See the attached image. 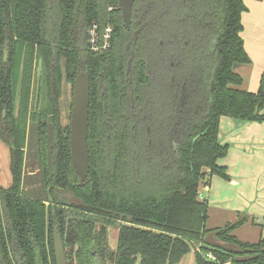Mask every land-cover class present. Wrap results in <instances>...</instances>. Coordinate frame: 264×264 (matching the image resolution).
Masks as SVG:
<instances>
[{
  "label": "trees",
  "instance_id": "trees-1",
  "mask_svg": "<svg viewBox=\"0 0 264 264\" xmlns=\"http://www.w3.org/2000/svg\"><path fill=\"white\" fill-rule=\"evenodd\" d=\"M115 2L0 0V140L9 148L11 175L9 186L0 189V264H55L54 220L68 264H95L96 254L102 264H178L192 250L194 264H264V224L255 242L233 234L244 217L214 228L219 243L208 242L207 202L198 194L211 176L229 178L217 162L228 150L218 140L220 118L264 121V96L244 90L242 76L232 71L233 63L250 64L240 36L246 6L224 0L223 28L213 31L210 45L212 74L196 111L181 118L171 148L169 127L164 125L162 137L147 133L127 109L123 78L112 84V65L122 58L125 40L119 20L107 10ZM92 22L99 32L107 24L114 29L104 54L89 50L85 29ZM80 59L90 77L89 167L82 186L71 164L69 122L61 123L59 107L63 85L72 89ZM29 129L38 166L32 183H40L42 197L23 187ZM111 227L117 229L114 250L108 248Z\"/></svg>",
  "mask_w": 264,
  "mask_h": 264
},
{
  "label": "flooded vegetation",
  "instance_id": "flooded-vegetation-1",
  "mask_svg": "<svg viewBox=\"0 0 264 264\" xmlns=\"http://www.w3.org/2000/svg\"><path fill=\"white\" fill-rule=\"evenodd\" d=\"M224 3V0H133L127 25L118 9V0L107 8L117 17L125 34L123 56L117 64L112 65V84H117L120 77L123 78L126 83L125 93L128 95L127 109L133 122L139 121L147 133L162 137L165 134L164 125L169 127L166 135L171 148L179 140L181 118L196 111L200 92L208 82L205 79L212 74L210 45L216 39L213 31L223 28ZM93 27L97 34L96 48L89 39ZM106 29H109V35L104 38ZM85 31L89 50L94 54H104L111 48L114 32L111 25L107 24L99 32L98 24L92 22ZM156 41L157 45L154 46ZM136 58L144 60L135 64ZM79 64V71H86L82 59ZM141 75L149 78V81L138 82ZM166 78L169 79L167 83L164 82ZM179 78L183 80L179 81ZM98 89L100 93L104 92L103 83H99ZM150 124L154 127L152 130ZM37 173L38 169L29 172L34 177ZM39 184L34 182L30 186L39 187ZM110 229L108 248L114 250L115 247L111 246L113 241L109 239ZM97 255L99 264H102ZM106 264L111 263L106 260Z\"/></svg>",
  "mask_w": 264,
  "mask_h": 264
},
{
  "label": "crops",
  "instance_id": "crops-1",
  "mask_svg": "<svg viewBox=\"0 0 264 264\" xmlns=\"http://www.w3.org/2000/svg\"><path fill=\"white\" fill-rule=\"evenodd\" d=\"M242 1L247 9L241 13L240 36L250 64H242L236 70L242 76V88L257 92L256 86L260 85L264 74V0ZM249 70L259 77L254 87H250L247 80ZM218 140L228 145L227 154L217 162L226 168L229 178L213 175L198 188L199 198L207 202L205 227L208 232L205 239L213 244L219 243L213 229L244 217L243 223L233 234L243 241L255 242L264 224V121L222 116ZM3 147L0 143L1 150ZM178 264H194L193 254L188 253Z\"/></svg>",
  "mask_w": 264,
  "mask_h": 264
},
{
  "label": "water",
  "instance_id": "water-1",
  "mask_svg": "<svg viewBox=\"0 0 264 264\" xmlns=\"http://www.w3.org/2000/svg\"><path fill=\"white\" fill-rule=\"evenodd\" d=\"M133 0H118V9L121 10L124 24L129 22L131 5ZM7 58V47L3 48V60ZM242 64L233 63L232 71L237 72ZM239 74V73H238ZM211 90L214 89V81H211ZM257 92L264 96V87L259 86ZM182 99V96H181ZM89 100H90V83L89 75L86 71L81 70L76 74L71 97L70 119H69V149L71 164L78 175V186H82L87 179V172L89 167V152H88V118H89ZM50 188H48V200L53 201L49 195ZM55 209L52 210L54 214ZM53 250L55 264H68L65 248L59 232L57 221L54 220L53 226ZM97 264H99V257L96 256Z\"/></svg>",
  "mask_w": 264,
  "mask_h": 264
},
{
  "label": "rangeland",
  "instance_id": "rangeland-1",
  "mask_svg": "<svg viewBox=\"0 0 264 264\" xmlns=\"http://www.w3.org/2000/svg\"><path fill=\"white\" fill-rule=\"evenodd\" d=\"M247 77H248L247 80L249 82L250 87H254L255 81H259L258 80L259 77L256 76V73L253 70H251V71L249 70V72L247 73ZM259 86L260 85L256 86V89H258ZM71 97H72L71 85H70V83H64L62 95L60 96V100H59L60 120H61L62 124L69 122L70 108H71V106H70ZM31 130L32 129H29V135L27 134L28 139L31 141L28 142V146H27V148H25V152H27V161H26V166H25V170H24V178H25V182L27 181V183H25V182L23 183L24 189L27 185L28 186L32 185V183H30V182H32L35 179V177L28 174V172H35L37 170L35 168L38 167L36 162H35V159H34V155H35L34 144H31L32 140H34L35 136H34V134H32ZM0 143L4 146L2 148V150L0 149V189H5L10 184V175H9V171H8L9 148L7 145L2 143L1 141H0ZM26 176H29V177H26ZM26 188L29 189L30 186H29V188L28 187H26ZM46 193H47V190H46ZM30 194L32 196H35V197H42V189L40 187H32L30 190ZM45 203L48 204L47 202H45ZM116 234H117V229L115 227L114 228L111 227L109 239L111 241H113L112 245H111L113 247H115ZM191 253L193 254V250L191 251Z\"/></svg>",
  "mask_w": 264,
  "mask_h": 264
},
{
  "label": "built area",
  "instance_id": "built-area-1",
  "mask_svg": "<svg viewBox=\"0 0 264 264\" xmlns=\"http://www.w3.org/2000/svg\"><path fill=\"white\" fill-rule=\"evenodd\" d=\"M108 31H109V29H106V33L103 35L104 38H107L108 37V35H109L108 34ZM89 35H90L89 39H90L91 44H93L94 45V48H96L97 47L96 46V43H97V34H96V31H95V27L91 28ZM206 258L207 259H210V260H214L215 259V257L211 253H207L206 254Z\"/></svg>",
  "mask_w": 264,
  "mask_h": 264
}]
</instances>
